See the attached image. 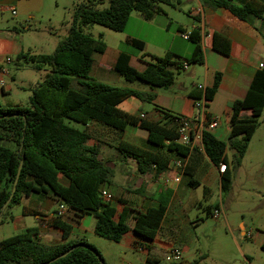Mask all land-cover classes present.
I'll list each match as a JSON object with an SVG mask.
<instances>
[{"label": "trees", "instance_id": "1", "mask_svg": "<svg viewBox=\"0 0 264 264\" xmlns=\"http://www.w3.org/2000/svg\"><path fill=\"white\" fill-rule=\"evenodd\" d=\"M205 1L213 8L228 10L242 21L255 18L264 25V0H248L239 6L229 0ZM174 2L176 0H88L76 4L68 34L59 41L51 55L27 53L16 57L14 63L17 67L32 65L41 70L48 66L49 71L31 90L26 107L0 106V217L11 205H19L25 197L51 194L67 210L94 216V233L100 238L117 243L131 232L140 240L154 241L171 191L166 190L158 197L156 207L136 214L124 200L119 199L122 210L117 212L111 202L101 197V190L112 185L111 169L99 158L97 148L86 146L90 140L88 132L71 127L67 121L82 127L97 124L118 135L115 150L123 159L133 161L141 175L167 172L172 157L187 159L183 175L188 178V187L194 189L199 185L194 174L204 159L215 167L224 164L225 171L220 174V191L222 195L230 191L232 172L240 167L260 126L259 118L264 110V64L254 74L244 98L231 104L227 140H219L211 132L204 131L201 149H189L177 143L179 117L163 112L161 122H152L119 108L130 98L151 102L153 94L112 87L89 77L93 56L104 54L107 46L101 35L97 39L86 35L83 27L99 25L114 32H124L132 13L139 14L144 21H151L164 14L163 6H173ZM188 41L193 45L189 58H182L174 52H167L162 57L149 56L150 61L143 71L131 67V54L121 49L114 71L128 82L138 81L148 85L150 90L169 89L174 85L177 74L185 70L184 65L203 64L200 31L192 30ZM128 43L136 53L144 50L141 41L131 39ZM213 48L227 56L229 41L213 34ZM220 82L221 74L217 73L212 86L204 90L208 101L206 108L217 93ZM198 92L192 96L193 99L201 96ZM244 110L251 111V115L241 117L240 113ZM127 127L146 131L147 148L121 138ZM228 149L234 152L231 162L226 156ZM20 163L22 168L13 191ZM60 177L67 182L66 186L60 182ZM215 209H218L217 205L208 207L207 216H212ZM22 213L43 220L37 211L24 208ZM45 222L62 232V244L44 245L39 240L38 228H27L0 242V264H104L98 251L84 239H69L70 227L59 216ZM145 249L149 252L151 247L146 246ZM159 263L151 254L144 262ZM190 264H199V260Z\"/></svg>", "mask_w": 264, "mask_h": 264}, {"label": "crops", "instance_id": "2", "mask_svg": "<svg viewBox=\"0 0 264 264\" xmlns=\"http://www.w3.org/2000/svg\"><path fill=\"white\" fill-rule=\"evenodd\" d=\"M19 1L20 0H0V13L4 11L10 12L8 9L10 7L15 8L16 12V6L19 4ZM188 1L194 6L188 12L189 17H191L193 21L189 20V18L187 20L179 18L178 15L182 11L181 0H176L173 6H166V8H163L164 14H161L162 20H160L157 29L160 40L158 45L155 46L160 52H163V54L174 52L180 57L187 59L192 55L193 45L188 40H185L182 35L189 34L192 30L198 29L201 36L200 44L203 64L195 65L191 69H189L187 65H184L187 72V79L176 77L174 85L172 86L175 90L164 89L162 90L163 92H155L153 90L141 91L153 94L154 99L151 102H141L138 99L130 98L121 103L119 108L131 115L139 116L142 119L152 122H161L163 112H168L179 118L192 117L195 113L192 104V96L199 93L197 87L202 86L204 89L210 88L214 82L215 75L219 73L221 74V82L213 100L209 102L207 113L217 118L219 122L218 127L211 133L215 137H218L219 140L226 141L230 132L231 104L236 100L244 98L254 74L261 69L259 65L264 64V37L262 36V34L264 35V31H262V24L258 19L251 18L248 21H242L224 8L211 7L205 0ZM247 1L248 0H229L230 3L237 6ZM16 15L17 14L14 16ZM154 19L151 21H144L139 14L132 13L129 21H134L139 28L143 27V23H149L151 26L148 27L151 28L153 27L151 23ZM12 31L16 33L17 29L13 27ZM213 34H218L229 41V54L227 56L214 50ZM127 38L129 40L135 39L144 43V50L141 53L135 52V54H131L130 57L129 64L136 70L143 71L146 68L150 61L148 56L161 57L158 53L148 51V42L152 44L150 39L149 41L148 39H139L133 35ZM22 48V45L18 43L14 36L8 35L1 37L0 35L1 96L7 95L10 92V86L6 85L3 79L10 74L11 66L17 67L14 63L15 59L13 58V54L16 58L22 54ZM107 53L108 48L101 56H105ZM119 54L120 50H117L110 56L112 58V63H109V61L107 62V64H110L111 70L113 71ZM7 58L11 60L10 64L6 62ZM104 62V60H100L97 63L94 60L90 73L94 72L93 74L95 77H103V74H106L103 67ZM187 84H191L192 87L187 88ZM143 103H150L154 106V109L149 112L144 111ZM250 115L251 111L249 110H244L240 113L241 117H248ZM82 128V130L85 129L90 136V140H88L86 146L97 148L99 158L112 171V185L104 187V189L111 194V204L117 212H121L122 210V205L118 203L119 199L124 200L126 206L133 211V214H136L137 212H145L148 208L156 207L158 205V197L166 190L171 191V198L164 219L152 243L140 240L133 233L129 232L115 244L124 251H132L144 255L142 264H144L149 254L157 258L160 263L164 262L165 255L171 249H176L181 252V260L176 264H190L196 261H188V258L194 256L195 243L191 233V222L186 213V204L188 202L186 199L187 195L188 197L190 196V192L187 189L190 187L187 185L188 178L183 175L184 171L180 174L175 168L169 167L168 171L163 174L155 175L154 172H151L141 175L138 173L133 161L122 159V167L128 166L129 164L132 166L128 177L130 186L124 188L120 185H116L113 182V170L109 165L114 155L111 160H108L105 159L104 153H106L107 150L110 152H112L113 149L115 150V145L119 140L118 135L97 124H90ZM121 138L147 148V133L141 128L127 127ZM179 160L181 159L172 157L171 163ZM182 160L186 165L187 159ZM242 169L243 164L241 163L240 167L233 170L230 191L234 187L236 173ZM123 171L126 175L127 171L125 169H123ZM179 174L181 175L180 182L175 183L174 178ZM163 178L171 180L168 186L163 185ZM59 179L63 185H67V182L62 177ZM194 179L199 183L197 188L202 187V196L210 202L209 206L214 207L217 205L220 214L223 215V204L219 202L222 194L220 191V173L218 172V167L213 166L208 160L204 159L201 166L196 170ZM22 201L27 202V205L23 206L22 210L25 208L26 210L37 211L42 215L41 218H43V220H39L36 216L23 215L22 213L25 218H31V225L29 227L25 225L18 226L19 232L27 228L36 227L38 228V237L42 244L47 246L62 244L64 242L62 239V232L48 226L45 222V220L57 216V209L62 203L52 198L51 194H33L23 198L20 203ZM60 218L62 222L70 227V240L84 239L88 244L98 249L96 245L89 243L90 241L87 239L88 236L93 240H95V237L97 239H103L94 233L96 223L94 216L89 214L79 215L65 208V212ZM240 230V236L242 238L249 239L257 246L263 248L264 230H246L243 224L240 225ZM138 246L144 248L150 246L151 250L147 252L145 249V252H140L137 250ZM122 255H124V252ZM201 258H206V255L201 256L198 260ZM119 264L125 263L120 262Z\"/></svg>", "mask_w": 264, "mask_h": 264}, {"label": "rangeland", "instance_id": "3", "mask_svg": "<svg viewBox=\"0 0 264 264\" xmlns=\"http://www.w3.org/2000/svg\"><path fill=\"white\" fill-rule=\"evenodd\" d=\"M88 0H20L16 6V16L10 12L0 13V35L1 37L12 35L18 43L22 45V54L31 55H51L59 41L68 34L74 6ZM182 11L179 18L193 21L189 17V10L194 7L188 0H181ZM107 4V2H106ZM105 4V5H106ZM166 8V6H163ZM161 15L155 17L152 21L153 27L149 23H143V27L129 21L124 32H114L99 25H88L83 27V32L93 38L102 36V40L108 48L105 56L95 55V62L104 60V69L106 74L103 77H95L93 73L89 77L97 82L110 85L117 88H131L138 91L150 90L149 86L135 81L128 82L123 77L117 75L111 70L110 57L117 50H124L127 53L135 54L134 48L128 43V36H135L139 39H150L148 42V51L161 55L155 45L160 40L157 31ZM16 28V33L12 28ZM155 28V29H154ZM264 31V25H261ZM19 31V32H18ZM147 41V40H146ZM149 57V56H148ZM13 58H15L13 54ZM195 65L189 64V69ZM48 66L41 70H36L32 65H24L20 68L11 66L10 74L4 77L3 82L10 86V92L7 95H0V106L5 108L9 105L26 107L31 90L43 80L48 73ZM186 70H181L177 78L187 79ZM187 83V82H186ZM197 83V82H193ZM191 88V84H187ZM155 92H163L160 88L152 89ZM168 90H175L173 87ZM144 111L154 109L150 103H143ZM260 126L255 132L253 139L247 149V153L242 161L243 169L238 171L235 176L234 187L229 193L220 196L219 202L223 204L224 214L218 218L207 216L206 209L210 207V202L203 198L202 187L187 190L190 196L187 199L186 213L191 222V233L194 238L195 251L189 262L198 260L199 264H264V249L257 246L253 241L240 236V225L243 224L246 230H264V110L259 118ZM67 123L76 129L82 130V126L74 122ZM218 138V137H216ZM107 140V139H106ZM113 153V154H112ZM234 152L230 149L226 151V156L231 162ZM114 155V157H113ZM105 159L113 160L109 163L113 170V182L124 188H128L130 183L128 177L132 166L122 167V157L114 149L104 153ZM125 169L127 174L123 171ZM27 202H21L11 205L0 217V242L8 239L19 232L18 226L25 225L29 227L31 218H25L22 215V208ZM89 243L96 245L95 248L101 255L104 264L132 263L142 264L144 255L124 251L115 243L97 239L93 240L88 236ZM100 243V244H99ZM94 247V246H93ZM124 252V255L122 253ZM120 257V258H119Z\"/></svg>", "mask_w": 264, "mask_h": 264}, {"label": "built area", "instance_id": "4", "mask_svg": "<svg viewBox=\"0 0 264 264\" xmlns=\"http://www.w3.org/2000/svg\"><path fill=\"white\" fill-rule=\"evenodd\" d=\"M11 14L14 16L16 14L15 8L10 7L8 8ZM182 37L185 40H188L189 34H183ZM8 64L11 63L9 58L6 59ZM260 68H263V64L259 65ZM197 90L201 92V96L198 99H193V109H194V116L192 117H180L178 121L177 133H178V140L177 143L185 146L189 149L198 148L201 149L202 147V134L204 131L212 132L214 129L218 127V119L210 116L207 113V104L208 101L204 97V88L202 86H198ZM170 167L175 168L180 174L184 171L185 162L183 160L174 161L170 164ZM225 171V165L220 164L218 167V172L222 174ZM178 175L174 178V182H180L181 175ZM171 180L168 178H163L162 182L163 185L168 186ZM101 197L106 202L112 201V196L108 193L104 188L101 190ZM65 212V206L60 205L57 209V216L61 217ZM220 215V211L215 209L212 212L213 218H218ZM137 250L140 252H145V248L142 246H138ZM181 260V252L176 249H171L167 252L164 257V262L167 264L177 263Z\"/></svg>", "mask_w": 264, "mask_h": 264}, {"label": "water", "instance_id": "5", "mask_svg": "<svg viewBox=\"0 0 264 264\" xmlns=\"http://www.w3.org/2000/svg\"><path fill=\"white\" fill-rule=\"evenodd\" d=\"M21 168H22V163H20V166H19V169H18V172H17V175H16V179H15V181H14V186H13V191L15 190V188H16V184H17V182H18V178H19V175H20V172H21ZM7 205V204H6ZM5 205V206H6ZM5 206L3 207V208H5ZM159 264H167V263H165V262H161V263H159Z\"/></svg>", "mask_w": 264, "mask_h": 264}]
</instances>
